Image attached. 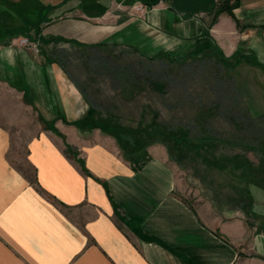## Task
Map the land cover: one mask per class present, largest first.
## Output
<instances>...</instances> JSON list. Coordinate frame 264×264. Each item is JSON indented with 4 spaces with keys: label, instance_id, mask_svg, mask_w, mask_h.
Listing matches in <instances>:
<instances>
[{
    "label": "crops",
    "instance_id": "0c3cea01",
    "mask_svg": "<svg viewBox=\"0 0 264 264\" xmlns=\"http://www.w3.org/2000/svg\"><path fill=\"white\" fill-rule=\"evenodd\" d=\"M230 1L210 24L168 6L111 19L104 0H0V264H264V201L242 214L200 194L149 151L148 127L94 110L116 106L87 85V46L138 42L142 56L240 55L230 75L245 84L251 68L264 91V0Z\"/></svg>",
    "mask_w": 264,
    "mask_h": 264
},
{
    "label": "rangeland",
    "instance_id": "374dc122",
    "mask_svg": "<svg viewBox=\"0 0 264 264\" xmlns=\"http://www.w3.org/2000/svg\"><path fill=\"white\" fill-rule=\"evenodd\" d=\"M104 1L107 5L108 3L112 5L111 8L108 9L110 12L106 13V17H110L111 19H114L115 15H117V18L122 16L142 15V13L148 9L146 10L141 6V2H154L150 8L155 6H168L172 8V10L177 9L181 12L184 11L190 14H192V12L195 14L200 13L207 17V21L210 19L206 14L209 12V7L220 2V0H127L128 3H131V5H127L123 0H121V2H118L120 0H115L117 4L114 0ZM124 4L127 6H124ZM132 45L134 48L140 47L143 48L142 51L148 52L147 47L139 45L138 42ZM121 47L122 46L119 48ZM119 48L114 52L120 51ZM135 56V54L129 51L122 54L124 59H130ZM251 70V68L246 66L240 68L239 77L237 76V78L239 79L240 76L245 77V84L242 82L238 83L236 77L231 75L236 84L235 87L237 88L238 96L234 110L241 119L240 113L243 111H247L253 118L261 116L264 113V91L257 82L252 83V81H250ZM203 76L206 77L208 82L204 81V78L201 79L199 75L197 76V73L185 76V80L182 82L188 85V88L192 92V97H194L193 99H196L199 95H202L205 99L208 98L207 100L212 98L211 93L206 92L207 87L211 84H209L210 76L206 75V73ZM254 79H258L259 81L263 80L259 73L256 77L254 76ZM87 85L90 88H94L102 99L106 98L110 100L109 103H114L116 106V109H114L115 113L118 115L120 114L118 119L120 118L121 120L130 122L131 126H134L135 122V120H131V118L138 115L141 106H151L159 113L158 120L172 123L187 121L188 118H192V120L197 119L200 112L194 102H183L179 90L176 91L174 87L169 88V90H166L163 94L157 95V93L152 90H145L136 94V87L128 86L125 88V96H121L119 91H116V88H114L107 79H103L102 76L94 78V81ZM177 92L178 94H176ZM133 94H135V97L132 98L131 96ZM222 103L223 105L226 104L224 100H222ZM173 104L176 105L172 109L171 106ZM147 115L146 119H148V116L150 117L151 114ZM130 116L131 118H129ZM223 119L220 115H210L208 117V123L213 126V130L215 129V131L220 133H227L230 125ZM241 124V126H237L239 134H232L233 136L248 142L250 145L254 144V146L261 142V140H259L261 137H263L262 141H264V131L249 134V129L246 130L244 128V122H241ZM260 125L261 123H256L254 126L259 128ZM222 135L223 134H217L216 136L222 139V137H225V134ZM225 138L227 139L228 137L226 136ZM150 139L151 141L149 143L151 145L149 146V151H152L153 146L155 149H164L169 163L173 165L175 168L174 170H176L177 176L186 181L185 183H187L188 186L190 185L192 188L195 187L200 194L210 197L214 191L215 194L217 193L216 200L218 201H224L223 196L227 194L232 205L237 206L236 203L240 205L239 208L242 210V214L244 213V206H246L250 200L249 195L255 198L256 204L261 200L264 201V164L260 162V158L258 157L260 153L262 154V152H264V147L260 149L261 151H258L259 153L255 151V154L254 151L240 147L239 145L234 147V145L229 143V138L224 141L217 139L214 142L213 139L211 140L210 138L188 140L185 144L187 148L193 152L195 160L194 163H188L187 168L184 166V163L182 164L181 162L185 161V159L182 158L183 154L177 152V157L181 162L178 164L176 161H173L172 155L167 152L166 148L170 142L168 138L151 136ZM240 139L236 141V143L242 145L244 141ZM261 146H263V144Z\"/></svg>",
    "mask_w": 264,
    "mask_h": 264
},
{
    "label": "trees",
    "instance_id": "16d2710c",
    "mask_svg": "<svg viewBox=\"0 0 264 264\" xmlns=\"http://www.w3.org/2000/svg\"><path fill=\"white\" fill-rule=\"evenodd\" d=\"M118 2H121V0ZM123 2L127 5H131L127 0H123ZM230 2V0H220V2L209 7L208 14L210 13L212 15L210 24L216 19L217 14L220 12L231 14L230 9L234 5V2ZM141 4L150 8L154 2H141ZM102 6L103 9L100 11L101 13L107 8L104 5ZM116 46L117 48H115V46L110 48L104 45L87 46L85 56L89 60V68L91 67L94 73L102 76L103 79H107L111 85L116 88V91H119L121 96H125V88L128 86H135L136 94L145 90H152L157 93V95L163 94L166 90H169V88L174 87L176 91L179 90L183 102H194L198 110H200V112L198 111L199 114L197 119L192 120V118H188L187 121L173 123L158 120L159 113L149 105H146V107L141 106L137 116L133 118H131V116L129 117L131 120L134 119L145 127H148L152 136L168 138L170 142L166 149L167 152L172 155L173 161H176L178 164L182 162L187 168L188 163H194L195 157L193 152L190 151L185 144L188 140L193 139L201 140L202 138H210L211 140L213 139L214 142L217 139L224 141L229 138V143L234 145V147L239 145L240 147L254 151V153L255 151L256 153L261 151L260 149L264 147V141H262L263 137L259 139L261 142L254 146V144L250 145L248 142L232 135L239 134L237 126H241V122H244V128L246 130L249 129V134L264 131V113L261 116L254 117V120L247 111H243L240 113L241 119L234 110L238 96L237 88L235 87L236 84L229 73V69L242 63L244 61L243 57L240 55H238V57H224L219 52L214 51L203 52L198 55V57H187L183 59L169 57V55L165 53H159L154 56H142L135 48L128 47L124 49V47L119 48V45ZM118 48L120 51L115 53L114 51ZM126 51L136 56L130 59H124L122 54ZM193 73H197V76L199 75L201 79L204 78L206 82L208 81L203 75L206 73V75L210 76L211 80L209 79V84L211 83L213 85L210 84L206 90V92L211 93L212 98L209 99L210 102L207 100L208 98L205 99L202 95L193 99L194 97H192V92L188 88V85L182 83L183 80H185V76H189ZM176 94H178V92ZM131 97H135V94ZM222 100H224L226 104L223 105ZM175 105L176 104H173L171 106L172 109ZM114 109H116V107H100L94 110L119 117L120 114L118 115L115 113ZM147 114H151L150 117ZM214 114L220 115L222 119L224 118L223 120L225 122H228L230 126L227 133H220L215 131V129L213 130V126L208 123V117L210 115L214 116ZM146 115L148 119H146ZM258 121L261 123L259 128L254 126L256 123L259 124ZM217 134H225L224 136L228 138L222 137V139H220L216 136ZM239 139L244 141L242 145L236 143ZM262 144L263 146H261ZM177 152L183 154L182 158H184L185 161L180 162L177 157ZM258 157L260 158V162L264 164V152H262V154L260 153Z\"/></svg>",
    "mask_w": 264,
    "mask_h": 264
},
{
    "label": "built area",
    "instance_id": "2783aa9c",
    "mask_svg": "<svg viewBox=\"0 0 264 264\" xmlns=\"http://www.w3.org/2000/svg\"><path fill=\"white\" fill-rule=\"evenodd\" d=\"M141 6L147 9V6L144 4H142ZM15 44L19 46L20 48L23 47V48L32 50L34 54L40 51V49H38L37 43L27 36L19 37L18 39L15 40Z\"/></svg>",
    "mask_w": 264,
    "mask_h": 264
}]
</instances>
